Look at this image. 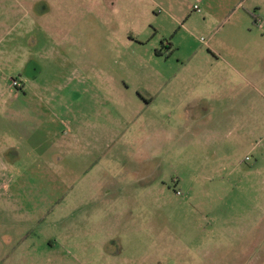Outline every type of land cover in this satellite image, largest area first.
Here are the masks:
<instances>
[{
  "label": "rangeland",
  "instance_id": "1",
  "mask_svg": "<svg viewBox=\"0 0 264 264\" xmlns=\"http://www.w3.org/2000/svg\"><path fill=\"white\" fill-rule=\"evenodd\" d=\"M239 1L0 0V264H264Z\"/></svg>",
  "mask_w": 264,
  "mask_h": 264
},
{
  "label": "crops",
  "instance_id": "2",
  "mask_svg": "<svg viewBox=\"0 0 264 264\" xmlns=\"http://www.w3.org/2000/svg\"><path fill=\"white\" fill-rule=\"evenodd\" d=\"M243 1H246V0H240L237 4V7H241V4ZM252 3H251V11H248V10H245V16L244 18L249 20V22H257V20L259 21V17H261V15H263L262 13V2L264 0H251ZM177 20V19H176ZM248 23V22H247ZM26 257H23V256H20V261L23 262L26 261ZM27 262V261H26ZM28 264V263H27ZM29 264H32V263H29Z\"/></svg>",
  "mask_w": 264,
  "mask_h": 264
},
{
  "label": "built area",
  "instance_id": "3",
  "mask_svg": "<svg viewBox=\"0 0 264 264\" xmlns=\"http://www.w3.org/2000/svg\"><path fill=\"white\" fill-rule=\"evenodd\" d=\"M193 8L199 10L198 7H197L196 5H194ZM15 84H16V83H15ZM246 159H248V157H247Z\"/></svg>",
  "mask_w": 264,
  "mask_h": 264
}]
</instances>
